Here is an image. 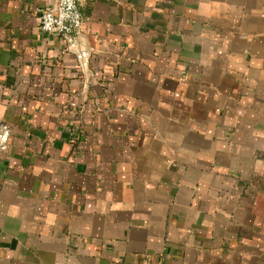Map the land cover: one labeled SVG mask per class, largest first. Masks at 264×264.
<instances>
[{"label":"crops","instance_id":"obj_1","mask_svg":"<svg viewBox=\"0 0 264 264\" xmlns=\"http://www.w3.org/2000/svg\"><path fill=\"white\" fill-rule=\"evenodd\" d=\"M0 0V264H264V0Z\"/></svg>","mask_w":264,"mask_h":264},{"label":"built area","instance_id":"obj_2","mask_svg":"<svg viewBox=\"0 0 264 264\" xmlns=\"http://www.w3.org/2000/svg\"><path fill=\"white\" fill-rule=\"evenodd\" d=\"M40 26L46 33L67 39V50L75 53L80 67H87L92 55L87 38L82 35L83 14L78 0H54L40 8ZM11 135L9 124L0 122V150L8 147Z\"/></svg>","mask_w":264,"mask_h":264},{"label":"rangeland","instance_id":"obj_3","mask_svg":"<svg viewBox=\"0 0 264 264\" xmlns=\"http://www.w3.org/2000/svg\"><path fill=\"white\" fill-rule=\"evenodd\" d=\"M10 137H11V135H10ZM9 143H10V139H9ZM8 147H9V144H8ZM8 147L5 150H0V152L5 153L8 150Z\"/></svg>","mask_w":264,"mask_h":264}]
</instances>
